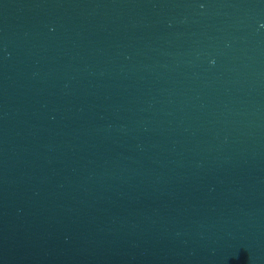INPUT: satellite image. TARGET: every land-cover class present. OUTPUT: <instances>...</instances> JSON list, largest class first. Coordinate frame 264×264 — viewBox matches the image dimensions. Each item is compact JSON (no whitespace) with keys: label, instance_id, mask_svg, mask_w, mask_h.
Instances as JSON below:
<instances>
[{"label":"water","instance_id":"water-1","mask_svg":"<svg viewBox=\"0 0 264 264\" xmlns=\"http://www.w3.org/2000/svg\"><path fill=\"white\" fill-rule=\"evenodd\" d=\"M0 264H264V0H0Z\"/></svg>","mask_w":264,"mask_h":264}]
</instances>
